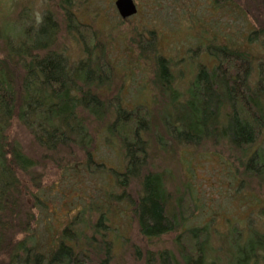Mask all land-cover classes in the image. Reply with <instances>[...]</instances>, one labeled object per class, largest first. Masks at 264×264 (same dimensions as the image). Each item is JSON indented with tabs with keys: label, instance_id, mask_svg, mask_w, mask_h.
I'll return each instance as SVG.
<instances>
[{
	"label": "trees",
	"instance_id": "trees-1",
	"mask_svg": "<svg viewBox=\"0 0 264 264\" xmlns=\"http://www.w3.org/2000/svg\"><path fill=\"white\" fill-rule=\"evenodd\" d=\"M244 7L247 9L245 16L256 20L252 4L245 1ZM260 7L264 12V6L261 4ZM65 10L67 20L64 23L69 31L78 30L73 39L82 45L84 52V56L73 64L57 33L55 18L45 16L35 31L24 26L23 17L16 20L18 29L0 27V264H113L116 260L112 256L114 240L108 236L115 233L116 243L123 241L122 247L124 240H129L116 225H112L114 218L124 221L123 228L127 230L136 228L141 239L149 243L175 234V243L184 264H205V232L186 229L185 222L189 217L185 213V201L171 194L164 175L153 171L150 166L148 159L153 162L157 159L148 156L147 139L158 140L150 134V108L140 105L128 112L120 97L108 99L103 94V89L111 85L115 65L100 44V30L80 22L71 9ZM257 24L256 33L248 35L246 40L249 44L255 41L264 46V22L261 20ZM21 26L23 30H19ZM131 41L140 53L151 51L144 33H139ZM214 53L219 61L225 62V75L224 69L218 71L219 67L215 68L209 81L201 68L190 84L187 97L180 101L173 98L174 101L166 104L167 107L176 102L183 108L188 104L189 118H184L188 114L182 110L186 114L178 115L174 123L165 117L160 119L165 134L181 146L197 147L224 140L223 110L227 97L232 102V111H235L227 130L230 139L246 143L255 135L253 124L238 119L250 117V111L238 95V86L233 79L240 70L238 61L244 62L245 80L254 72L264 77V50L260 53L231 50ZM157 60L158 83L166 95L170 74L164 64L166 60ZM257 92L261 95L262 90ZM259 103L258 107L263 109L262 95ZM15 124L16 131L13 130ZM102 127L107 133V144L113 147L116 142L123 152L120 170H107L104 164H93L90 146ZM216 132L220 134L218 137L213 134ZM75 148L86 153L89 166H95V171H106L114 177L116 190H122V194L108 196L111 203L115 201L117 210L104 205L90 209L101 211L98 223L92 226L90 233L87 231L88 222L79 218L77 223H85L86 227H66L49 249L31 236L35 218L23 197L24 194L31 195V187L39 188L51 153L65 151L71 155ZM41 168L44 174H36ZM132 183L136 186L130 189ZM189 192L186 189V193ZM258 243L254 240L247 262L258 263L260 252L264 250V243ZM147 253L149 257L159 255L163 264L161 258L164 254ZM136 254L140 256V250H136Z\"/></svg>",
	"mask_w": 264,
	"mask_h": 264
},
{
	"label": "rangeland",
	"instance_id": "rangeland-1",
	"mask_svg": "<svg viewBox=\"0 0 264 264\" xmlns=\"http://www.w3.org/2000/svg\"><path fill=\"white\" fill-rule=\"evenodd\" d=\"M134 1L140 13L122 23L115 8V0H0V27L18 29L16 20L23 17L24 26L32 27L35 31L45 16L55 18L58 22L57 33L62 38L72 64L79 61L84 52L82 45L73 39L78 30L69 31L67 23H64L67 20L65 9H71L80 22L97 27L100 30V44L115 65L111 85L103 89V94L108 99L120 97L128 112L140 105L150 108V134L158 138L152 141L147 139V154L157 159L156 162L148 159L150 166L153 171L164 175L171 194L185 201V213L189 217L185 222L186 229L205 232V264H264V250L260 252L258 263L246 261L251 256L254 240H258V244L264 243V223L250 213L254 205H258L259 199H264V191L257 190L259 182L249 178L244 177L246 183L240 185V154H235V149L229 152L224 140L217 144H199L197 147L181 146L177 141H171L172 138L165 134L166 129L164 131L160 123L164 117L174 123L182 110L188 114L184 118H189L188 104L184 108L176 102L167 107L166 104L174 101L173 98L184 100L198 69L202 65H210L211 56L204 43L211 39L205 32L199 35L200 28L197 26L196 35L192 30L193 7L205 8V0H196L194 4L193 0ZM240 3L242 5L243 1ZM248 4H252L251 10L255 12L256 20L245 15H236L231 19L217 10V14L211 18L221 29L217 31L209 23L208 34L213 38L228 39L229 42L244 41L251 29L258 28V21L264 22V12L260 9L261 4L264 6V0H252ZM244 11H247L246 7ZM80 14L82 16L79 17ZM207 20L205 17V28ZM23 29V26L19 27V30ZM151 31L155 33L150 34ZM139 33H144L151 51L140 53L132 43L131 40ZM211 43L215 45V42ZM159 58L166 60L164 64L171 78L166 95L158 83ZM208 126H211L210 123ZM13 130H18L16 124ZM96 133L90 146L93 164H104L107 170H120L123 152L116 142L113 147L107 144V133L103 127ZM213 134L215 137L220 135L219 132ZM50 155L52 157L45 163V175L40 180L39 188L31 187V195L24 194L23 197L35 218L30 234L49 249L66 227L84 229L87 225L90 233L92 226L98 223L101 212L93 210L102 205L117 210L115 201L111 203L108 196L122 194V190H116L115 178L106 171H95L97 168L89 166L86 153L78 148L71 155L65 151ZM42 173L43 168L36 172L39 175ZM135 186L133 184L130 189ZM186 189L191 193H186ZM254 191L263 194L254 197ZM81 212H84L83 215ZM263 212L260 214L264 217ZM79 218L88 223H77ZM112 223L121 230V234L129 237V240H124L125 245L122 247L123 241L116 243L114 232V235L108 236V239L114 240L112 256L116 260L113 264H162L159 255L149 257L148 251L164 254L161 258L163 264H184L175 243V234L149 243L141 239L136 228H123L124 221L121 219L114 218ZM136 250H140V256Z\"/></svg>",
	"mask_w": 264,
	"mask_h": 264
},
{
	"label": "flooded vegetation",
	"instance_id": "flooded-vegetation-1",
	"mask_svg": "<svg viewBox=\"0 0 264 264\" xmlns=\"http://www.w3.org/2000/svg\"><path fill=\"white\" fill-rule=\"evenodd\" d=\"M118 0H115V8L117 10V13L119 15V18L122 20H129L135 15L139 14V9L135 3L134 0H132V3L134 5L135 12L132 15H129L127 17H124L122 13L118 10L116 7V2ZM239 1V2H238ZM240 1H243L242 5ZM249 2V0H205V8H197L193 7L192 12V21L194 22V27L192 26L193 33L196 35L195 32V26L200 28V32L198 33L201 35L202 32H205V35L208 36L209 39H211L212 42H215V45L211 43V41L205 42L206 50L208 51L209 55L211 56L210 65H202L201 68L205 70V79L211 81L213 71L215 68L219 67V70H223V75H225V67L227 68L226 64L225 67H223L225 62L219 61L216 56H214V52L217 53H223V51H240L245 52L248 51L254 52V53H260L264 50V46L261 44L256 43L255 41H251L249 44L245 38L244 41H241L239 43L236 42H229L228 39H220L218 37H212L208 34L207 28L209 26V23L212 25L213 29H216L219 31L221 29L218 27L217 23L214 21L213 18H211L213 15L217 14V10H220L223 12V15H227L228 17H235L237 16H243L244 13V3ZM196 2V0H193V4ZM208 4V7H207ZM82 16L81 14L79 17ZM205 17L207 20V26L205 28L204 21ZM246 17V16H245ZM244 17V18H245ZM242 18L241 20H243ZM219 28V29H218ZM210 29V27H209ZM256 33L255 29H251L248 35ZM247 35V37H248ZM219 42V44H218ZM218 44V45H217ZM243 44V45H242ZM240 57V55H239ZM238 57V58H239ZM227 63V62H226ZM237 67L240 69L237 73V77H234L236 79H233L234 82H236L238 86V95L245 101V103L248 106V114L250 117L248 118H239V120L244 119L245 121L249 122L250 124H253V128L255 130V135L250 142H244V143H238L233 142V140L230 139V134L228 133V128L231 124V122L234 120V117H231L233 115L232 111V102L230 101V98L227 97L226 103L223 110V125H222V132H223V139H224V146L227 148L229 152H232V149H235V154H240V158L238 159V163L240 162V169L242 171V180L240 181V185H245V178L249 180H256L259 182V188L257 190L264 191V119H262L264 114V108L260 109L258 106L260 105L259 101H261V95L264 97V86L261 88L260 85H264V77H261L257 75L256 72L252 74V77L244 78V62L238 61ZM198 69L199 70L201 69ZM221 68V69H220ZM198 72H196L195 78H197ZM254 74L257 76L253 77ZM236 76V75H235ZM260 86V87H259ZM257 90H262V93L257 92ZM260 99L259 101H257ZM233 143V144H232ZM245 177V178H244ZM252 196H262L263 193L259 191H254ZM264 211V199H259L258 205H254V208L250 211L252 215H254L256 218H259L264 223V217L261 216V212ZM264 213V212H263Z\"/></svg>",
	"mask_w": 264,
	"mask_h": 264
},
{
	"label": "water",
	"instance_id": "water-1",
	"mask_svg": "<svg viewBox=\"0 0 264 264\" xmlns=\"http://www.w3.org/2000/svg\"><path fill=\"white\" fill-rule=\"evenodd\" d=\"M116 7L124 17L132 15L135 12L132 0H118Z\"/></svg>",
	"mask_w": 264,
	"mask_h": 264
}]
</instances>
